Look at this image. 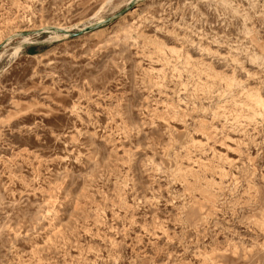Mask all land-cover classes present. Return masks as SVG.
<instances>
[{"label":"rangeland","instance_id":"1","mask_svg":"<svg viewBox=\"0 0 264 264\" xmlns=\"http://www.w3.org/2000/svg\"><path fill=\"white\" fill-rule=\"evenodd\" d=\"M0 264H264V0H0Z\"/></svg>","mask_w":264,"mask_h":264},{"label":"bare ground","instance_id":"2","mask_svg":"<svg viewBox=\"0 0 264 264\" xmlns=\"http://www.w3.org/2000/svg\"><path fill=\"white\" fill-rule=\"evenodd\" d=\"M262 93V92H261ZM263 96V95H262Z\"/></svg>","mask_w":264,"mask_h":264}]
</instances>
